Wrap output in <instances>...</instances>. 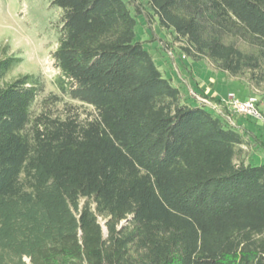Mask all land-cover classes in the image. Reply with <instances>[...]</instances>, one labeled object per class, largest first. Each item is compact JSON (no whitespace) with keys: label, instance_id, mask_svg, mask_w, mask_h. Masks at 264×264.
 I'll use <instances>...</instances> for the list:
<instances>
[{"label":"trees","instance_id":"trees-1","mask_svg":"<svg viewBox=\"0 0 264 264\" xmlns=\"http://www.w3.org/2000/svg\"><path fill=\"white\" fill-rule=\"evenodd\" d=\"M51 1L58 92L0 58V264H264V143L137 39L264 92V0Z\"/></svg>","mask_w":264,"mask_h":264},{"label":"rangeland","instance_id":"rangeland-1","mask_svg":"<svg viewBox=\"0 0 264 264\" xmlns=\"http://www.w3.org/2000/svg\"><path fill=\"white\" fill-rule=\"evenodd\" d=\"M61 17L62 10L51 0H0V58L15 57L19 60L5 81L24 75L40 76L46 85V94L58 92V71L53 66L51 52L58 44ZM137 34V39L145 43L164 77L173 79L186 95L204 97L203 90H207L225 101L229 93L236 94L238 98L250 93L258 98L264 114V92L253 89L242 79L229 78L206 60L184 58L179 46L156 23L140 17ZM208 97L205 95L204 98L210 102L209 106H216L219 113L231 112L224 103L214 102ZM239 117L242 125L250 127L264 143V120ZM248 154L254 164H264L263 147H253Z\"/></svg>","mask_w":264,"mask_h":264},{"label":"built area","instance_id":"built-area-1","mask_svg":"<svg viewBox=\"0 0 264 264\" xmlns=\"http://www.w3.org/2000/svg\"><path fill=\"white\" fill-rule=\"evenodd\" d=\"M191 96L194 97L199 103L206 105L208 108H211L217 111L218 113L220 112L217 110L216 106H209L210 102L206 98L197 96L195 94H192ZM222 103H224L229 108L232 114L264 120L263 116L259 111V100L256 96H250L247 99L242 100L238 98L236 94L229 93L227 99L225 101H222Z\"/></svg>","mask_w":264,"mask_h":264},{"label":"crops","instance_id":"crops-1","mask_svg":"<svg viewBox=\"0 0 264 264\" xmlns=\"http://www.w3.org/2000/svg\"><path fill=\"white\" fill-rule=\"evenodd\" d=\"M198 89L199 90H202L201 88H199L198 87ZM204 91V95H208L210 98H220L219 97V95H217V94H215V95H212L211 93H209V91H207V90H203ZM202 93V92H201ZM251 95H250V93H247L246 95H243V97L242 98H240V99H242V100H245V99H247L248 97H250ZM239 124H242L241 122H239Z\"/></svg>","mask_w":264,"mask_h":264}]
</instances>
